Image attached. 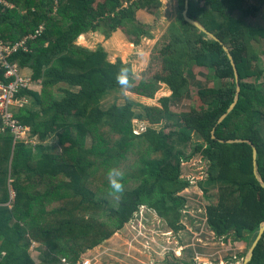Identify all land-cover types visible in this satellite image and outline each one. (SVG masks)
<instances>
[{
	"label": "trees",
	"instance_id": "trees-1",
	"mask_svg": "<svg viewBox=\"0 0 264 264\" xmlns=\"http://www.w3.org/2000/svg\"><path fill=\"white\" fill-rule=\"evenodd\" d=\"M5 1L13 7L0 0V40L14 45L34 37L27 41L28 51L20 50L10 60L30 68L42 88L18 94V98L32 97L40 113L24 107L16 111V119L31 129L38 144L27 147L15 142L9 131L0 133V264H62L64 258L78 262L121 230L141 207L154 211L172 231H182V211L187 208L182 194L192 184L181 178V166L196 156L206 161L208 169L206 179L195 184L202 194L203 219L199 225L197 220L190 223L192 234L224 243L233 238L252 246L264 222V188L253 160L255 147L257 174L264 183V139L257 130L264 121V92L258 86L264 81V68L256 64L248 45L264 33L247 27L245 20L262 15L264 0H257L259 6L250 5L252 0L189 2L191 19L224 44L238 70L239 102L221 125L220 119L236 99L233 67L220 44L184 19L171 30L162 50L169 59L164 73L154 80L143 79L130 90L137 98L153 100L163 85L170 98L159 99L158 106L141 107L142 113L129 103L106 111L101 108L109 93L125 87L117 83L124 65L109 64L101 46L90 50L77 41L98 31L105 39L117 30L147 36L149 27L136 21V11H152L161 0ZM235 13L242 14V22ZM190 62L229 84L199 93L205 111L175 115L170 101L187 94L183 68ZM0 81L7 82L2 69ZM178 116L184 127L167 132ZM135 120L163 128L137 133ZM196 135L202 142H193ZM54 136L58 148L48 144ZM238 140L251 145L226 144ZM109 169L123 173L122 192L110 188ZM214 190L218 197L211 194ZM35 244L42 253L37 261L31 251ZM193 247L187 249L191 257ZM160 264L186 263L168 255ZM249 264H264V235Z\"/></svg>",
	"mask_w": 264,
	"mask_h": 264
},
{
	"label": "rangeland",
	"instance_id": "rangeland-1",
	"mask_svg": "<svg viewBox=\"0 0 264 264\" xmlns=\"http://www.w3.org/2000/svg\"><path fill=\"white\" fill-rule=\"evenodd\" d=\"M182 1L183 0H161L159 6L156 9H152V11L146 9L137 10L135 15L136 21L144 27L148 26L150 28L147 29L149 30L147 36L143 34L139 36H129L125 32L117 30L113 33L115 39L112 38L113 36L109 39H105L100 31L97 33H88L82 38H79L77 43L90 50H95L101 46L107 54L106 61H108L109 64H116L117 61H121L124 67L130 69L129 85L117 92L114 91L109 93L102 101V110L106 111L113 105L125 106L129 103L136 113H142V110H140L142 109L141 107H154L159 98L168 96V88L163 85L159 87V91L154 99L148 101L133 96L130 90L141 80H154L157 78V75L164 73L169 59H167L168 56L165 57L166 54L162 53V50H164L170 35H172L171 30L174 26H180L182 19H184L183 15L185 9L182 6ZM258 1L252 0L249 3L250 5L259 6ZM234 17L237 21L242 22L243 16L241 13H235ZM245 23L247 27L251 26L253 29L262 30L264 33V12L258 19L254 21L245 20ZM137 39L139 42L136 44L130 42V40L136 41ZM248 49L250 53L252 52V54L256 55V64L264 68V37H261V35L255 37L248 45ZM183 72L184 80L189 88H187V94L182 100L170 101V111L175 115L201 113L205 111L207 105L199 98V93L207 90H220L229 84V82L216 80L211 70L199 67L196 62L187 64L186 67L183 68ZM258 86H260L264 92V81L259 82ZM134 105H137V107H134ZM175 120L173 126L168 129L167 132L179 131L184 127L179 116ZM133 124L137 133H142L146 129L160 131L163 128L162 126L151 127L146 122L137 120L133 121ZM257 128L260 137L264 139V121L261 123L259 122ZM192 140L194 143L202 142L197 135L193 136ZM48 144L55 145L58 148L57 138L55 136L51 137ZM57 150L59 152V149ZM207 169L208 165L206 161L203 160L201 156H196L189 162L182 164L181 178L194 181L193 184L199 183L206 179ZM211 194L214 197H218V193L215 190L212 191ZM182 195L187 198V208L182 211V224L184 225L182 231H172L162 219L157 217L154 211L146 207H141L121 230L116 232L101 245L91 250V256L98 260V262H96L92 259L93 264H119V255L123 257L122 261L124 264H142L143 262H147L148 264H160L168 254L174 259L180 260L181 246L188 239L196 241L199 236L198 233L192 234L191 230H193L194 227L191 225L195 224V220L198 221L196 224L199 225L203 219L201 215L202 207L200 206L202 194L197 186H192ZM186 224L191 227L186 229ZM207 239L200 238L204 246L207 243L209 247H216L213 244H216L215 242L217 239ZM220 240L221 239H219L217 243H220L224 250L229 251L230 256L237 258L239 264H242L249 253L251 245H249L247 241H235L233 238L228 239L225 243ZM131 244L132 246H130ZM242 246H245V248H241L243 252L240 250ZM31 251L36 261L40 260L42 254H40L41 250L31 248ZM84 257L86 256H82V258ZM108 258L113 260L117 259L118 261L115 260V262L113 261L114 263H112ZM228 262L230 264H238L236 261V263ZM228 262L226 258L225 263L228 264ZM193 264H199L198 260L194 259Z\"/></svg>",
	"mask_w": 264,
	"mask_h": 264
},
{
	"label": "built area",
	"instance_id": "built-area-1",
	"mask_svg": "<svg viewBox=\"0 0 264 264\" xmlns=\"http://www.w3.org/2000/svg\"><path fill=\"white\" fill-rule=\"evenodd\" d=\"M27 38L33 39L34 37L28 36ZM24 45L25 43L22 42L7 45L0 40V68L4 70V78L7 81L0 82V120L4 126L3 129H0V133L9 131L15 142H20L30 147L38 144L37 138H32L31 129L16 119V111L21 107V99L18 98V94L23 89L30 88L32 82L30 78L24 76L18 63L10 60ZM193 182L190 181L192 186L195 185ZM14 199L15 195L12 193V201ZM62 264H93V262L91 259L84 257L78 262L69 263L64 258L62 259Z\"/></svg>",
	"mask_w": 264,
	"mask_h": 264
},
{
	"label": "crops",
	"instance_id": "crops-1",
	"mask_svg": "<svg viewBox=\"0 0 264 264\" xmlns=\"http://www.w3.org/2000/svg\"><path fill=\"white\" fill-rule=\"evenodd\" d=\"M1 3L4 4L5 6H7L8 8H12L13 7V5L9 4L5 0H1ZM27 37L23 38L20 42H18V43H21V42L25 43L24 47L21 49V50H23L25 52L28 51L27 41L29 40V38H27ZM114 37L115 36H113L112 38L115 39ZM21 71L24 74V76H26L27 78L31 79L32 85L28 89H31L32 91H35V92H41V88H42L41 87V80H39V81H34L33 80V78H32L33 77V71L30 68H21ZM63 86L64 85H61L59 87H63ZM168 91H169V89H168ZM170 96H171V92L169 91L168 96H166L165 98H170ZM20 99H21V107L20 108L24 107V108H28V110L31 111L32 113H40V108L36 106V103L34 102V99L32 97H22ZM159 99H161V98H159ZM143 100H145V99H143ZM146 101H148V100H146ZM156 106H158L157 103H156ZM20 108L17 109V112L20 110ZM198 169H199V167H198ZM185 192H187V191H185ZM212 239L213 238H210V239H207V240H212ZM196 241L199 242V244H200V246L198 248H197V245H195V243H193L191 241L189 242V239L181 246V248H180L181 249L180 250L181 251V258H179V259L183 263L193 264V260L197 259L199 264H226L225 260L227 258V261H230V262L236 261L239 264V262L237 261V258H234V257L230 256L229 251L228 250H224L222 248L223 246H221L220 243H217V241L215 242L216 244H213L216 247H209L207 243L204 246L202 244V241L200 240L199 236L196 239ZM242 242H245V241H242ZM193 245H195V246L193 247ZM36 246H38V245L35 244V245L32 246V248H35ZM130 246H132V244ZM190 247H193V248L196 249L194 251V254L192 255V257L188 255V251H187V249L190 248ZM241 248H245V246L240 247V250L242 251ZM168 255H170V254H168ZM83 256H86L88 259H91V260L94 259L96 262H98L97 259H95L93 256H91V250L88 251L86 253V255H83ZM119 256H120V261H118L117 259H114V260L111 259V258H108V259L111 260L112 263H114L115 260H117L119 262V264H121V263L124 264V262L122 261L123 257L121 255H119ZM125 256H127V255H125ZM180 260H178V261H180ZM92 262H93V260H92ZM96 264H98V263H96ZM142 264H148V263L147 262H143Z\"/></svg>",
	"mask_w": 264,
	"mask_h": 264
},
{
	"label": "water",
	"instance_id": "water-1",
	"mask_svg": "<svg viewBox=\"0 0 264 264\" xmlns=\"http://www.w3.org/2000/svg\"><path fill=\"white\" fill-rule=\"evenodd\" d=\"M189 2H190V0H186V2H185V10H184V15H183L185 22L192 25L193 27H195L201 34H203L209 40H212L213 42L220 44L223 47V51L227 54L228 59H229L231 65L233 67V70H234L235 81H236V85H237L236 99H235L234 103L232 104V106L227 111V113L220 119L218 125H221L227 119V117L235 110V108L239 102L241 88H240V79H239L238 70H237L236 64L234 62V59H233L230 51L224 46V44L221 43L220 40L215 35H213L209 31H207L196 20L191 19V17L189 16ZM214 132H213V135H214ZM213 139H215V138L213 137ZM220 143L225 144V142H220ZM226 144H228V145L250 144L251 145V142L238 140V141H229ZM257 158H258L257 149L255 147H253V160H254L255 175H256L257 179L260 181L262 187L264 188V183L260 180V178L257 174ZM263 235H264V222L261 224L259 234H258L256 240L254 241V243L252 244L247 257L242 264H249L252 261L253 256H254V251H255L256 247L258 246L259 242L261 241Z\"/></svg>",
	"mask_w": 264,
	"mask_h": 264
},
{
	"label": "clouds",
	"instance_id": "clouds-1",
	"mask_svg": "<svg viewBox=\"0 0 264 264\" xmlns=\"http://www.w3.org/2000/svg\"><path fill=\"white\" fill-rule=\"evenodd\" d=\"M129 69L127 67H122L117 75V83L122 87L129 85ZM109 186L116 192L120 193L123 191V184L120 182L123 178V173L117 169H109L108 172Z\"/></svg>",
	"mask_w": 264,
	"mask_h": 264
}]
</instances>
